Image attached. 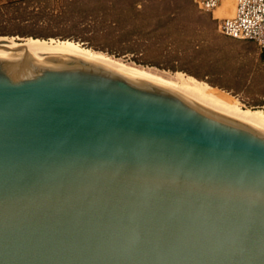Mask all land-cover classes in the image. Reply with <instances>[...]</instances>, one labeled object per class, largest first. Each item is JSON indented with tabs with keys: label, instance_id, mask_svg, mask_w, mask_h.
<instances>
[{
	"label": "water",
	"instance_id": "obj_1",
	"mask_svg": "<svg viewBox=\"0 0 264 264\" xmlns=\"http://www.w3.org/2000/svg\"><path fill=\"white\" fill-rule=\"evenodd\" d=\"M0 264H264V132L0 48Z\"/></svg>",
	"mask_w": 264,
	"mask_h": 264
},
{
	"label": "rangeland",
	"instance_id": "obj_2",
	"mask_svg": "<svg viewBox=\"0 0 264 264\" xmlns=\"http://www.w3.org/2000/svg\"><path fill=\"white\" fill-rule=\"evenodd\" d=\"M220 23L195 0H0V37L72 40L168 80L183 73L264 111L259 48L223 35Z\"/></svg>",
	"mask_w": 264,
	"mask_h": 264
},
{
	"label": "bare ground",
	"instance_id": "obj_3",
	"mask_svg": "<svg viewBox=\"0 0 264 264\" xmlns=\"http://www.w3.org/2000/svg\"><path fill=\"white\" fill-rule=\"evenodd\" d=\"M0 47L42 59L54 57H80L102 64L129 78L142 79L171 90L180 92L222 114L242 121L264 132V111L236 106V99L226 98L217 89L190 81L186 75L178 72L174 80H168L149 71L128 66L102 53L92 51L72 40H43L26 38L18 42L14 38L0 37ZM169 76V75H168Z\"/></svg>",
	"mask_w": 264,
	"mask_h": 264
},
{
	"label": "built area",
	"instance_id": "obj_4",
	"mask_svg": "<svg viewBox=\"0 0 264 264\" xmlns=\"http://www.w3.org/2000/svg\"><path fill=\"white\" fill-rule=\"evenodd\" d=\"M204 12H213L222 0H195ZM220 32L231 38L255 42L264 65V0H236L233 17L221 20Z\"/></svg>",
	"mask_w": 264,
	"mask_h": 264
},
{
	"label": "crops",
	"instance_id": "obj_5",
	"mask_svg": "<svg viewBox=\"0 0 264 264\" xmlns=\"http://www.w3.org/2000/svg\"><path fill=\"white\" fill-rule=\"evenodd\" d=\"M232 3H233V0H222L221 4L218 6V8H216L212 12V16L218 20H223V19L228 18L227 16L231 14ZM234 14H235V11H234Z\"/></svg>",
	"mask_w": 264,
	"mask_h": 264
},
{
	"label": "trees",
	"instance_id": "obj_6",
	"mask_svg": "<svg viewBox=\"0 0 264 264\" xmlns=\"http://www.w3.org/2000/svg\"><path fill=\"white\" fill-rule=\"evenodd\" d=\"M257 45V44H256ZM190 81H192V82H194V83H198V84H203V85H205V86H207V87H209V88H212V89H216V88H213V87H210V86H208V85H206V84H204V83H202V82H197V81H195V80H193V79H191V78H188ZM218 90V89H217ZM220 91V90H219Z\"/></svg>",
	"mask_w": 264,
	"mask_h": 264
}]
</instances>
